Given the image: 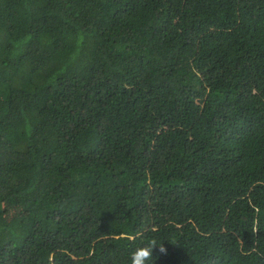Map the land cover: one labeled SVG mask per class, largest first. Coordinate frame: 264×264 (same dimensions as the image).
Returning a JSON list of instances; mask_svg holds the SVG:
<instances>
[{"label":"trees","instance_id":"trees-1","mask_svg":"<svg viewBox=\"0 0 264 264\" xmlns=\"http://www.w3.org/2000/svg\"><path fill=\"white\" fill-rule=\"evenodd\" d=\"M151 240L264 264V0H0V264Z\"/></svg>","mask_w":264,"mask_h":264},{"label":"clouds","instance_id":"clouds-1","mask_svg":"<svg viewBox=\"0 0 264 264\" xmlns=\"http://www.w3.org/2000/svg\"><path fill=\"white\" fill-rule=\"evenodd\" d=\"M157 244L156 240H151L147 244L135 249L131 254V264H152L153 250ZM159 251L163 253L166 249L161 246Z\"/></svg>","mask_w":264,"mask_h":264}]
</instances>
